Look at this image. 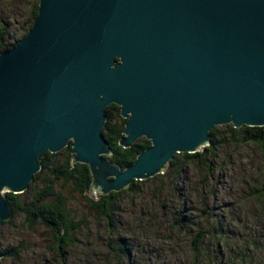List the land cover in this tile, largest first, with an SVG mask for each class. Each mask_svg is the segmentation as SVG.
<instances>
[{"label": "water", "instance_id": "95a60500", "mask_svg": "<svg viewBox=\"0 0 264 264\" xmlns=\"http://www.w3.org/2000/svg\"><path fill=\"white\" fill-rule=\"evenodd\" d=\"M112 104L127 120L119 145L151 143L126 169L103 135ZM225 125L264 127V0H40L0 57V229L6 194L28 191L47 153L71 145L98 199L202 152Z\"/></svg>", "mask_w": 264, "mask_h": 264}, {"label": "rangeland", "instance_id": "374dc122", "mask_svg": "<svg viewBox=\"0 0 264 264\" xmlns=\"http://www.w3.org/2000/svg\"><path fill=\"white\" fill-rule=\"evenodd\" d=\"M37 2L0 0V28L16 39L22 36ZM119 120H124L125 127L127 120L121 115ZM218 138L225 140L219 145L226 147H219L214 155L208 153L214 173L205 178L199 166L189 165L174 180L163 176L165 173L150 178L137 186V193L117 199L110 220L99 216L70 185L63 187L58 182L56 191L66 200L69 219L80 225L72 234L74 245L65 258L61 259L50 239L48 225L38 221L30 229L22 212L13 225L2 228L0 249L22 246L21 256L27 264H218L222 255L224 264H264V157L257 146L243 144L239 137L235 143L224 130ZM34 198L29 193L26 201L32 203ZM202 207L209 216L200 221L194 218L196 225L186 228L190 235L177 230L179 226L174 227L179 232L171 228L176 211L188 208V216L197 215ZM199 232L205 238L195 251L194 235ZM1 264H13V260Z\"/></svg>", "mask_w": 264, "mask_h": 264}, {"label": "trees", "instance_id": "16d2710c", "mask_svg": "<svg viewBox=\"0 0 264 264\" xmlns=\"http://www.w3.org/2000/svg\"><path fill=\"white\" fill-rule=\"evenodd\" d=\"M38 6L39 3L37 2V5L35 4L33 8L34 10L29 20V26L26 29V32L17 39L15 37H11L5 28H0V55L7 50L12 49L26 36V33L33 25L31 23H34L38 16ZM21 37L22 39L20 40ZM108 109L106 110L108 123L104 129V135L114 152L111 160L118 163L123 169H126L135 162L137 156L141 152L151 146V143L147 139L141 138L128 149H124L119 146V140L123 136L124 120L122 122L119 120L120 108L118 106L111 105ZM223 130L228 132L233 139H236L235 143H238L239 137L241 138L243 144L247 143L257 146L264 157V127H242L240 129H235L233 125L219 126L215 127L210 133L212 141L211 146L205 148L203 152L195 154L182 153L175 155L163 176H167L168 178L174 180L178 175H181L183 170L189 165H192L195 168H198L199 166L200 172L204 174L205 178H207V175L214 173L215 170L212 167L213 159H208V153H213L214 155L215 151L219 147H226V145H219L221 143L225 144V140L222 141L218 138ZM227 142L229 143V141ZM71 159V145L57 154L48 153L43 158V169L35 175L28 191L20 195L6 194L12 207L13 215L8 222L4 223L3 227L5 225H13V221L18 215V212H22L25 215L26 221L28 222V228L30 229H33L38 221L48 225L52 232L50 239L54 242L55 248L58 250L61 259L65 258V254L68 252L69 248L74 245L72 234L80 225L73 224L69 219L68 213L65 211L66 200L61 192L56 191L58 182L62 181L63 187L70 185L73 192L78 193L86 202L91 203L94 211L99 216L104 217L107 220H110L111 216L116 211L115 203L118 198H123V195H129V193H137V186L149 182L148 180L143 182L135 181L127 190L119 193L113 192L107 196H100L95 200L87 195V190L91 184L89 167L79 163L73 166L71 164ZM29 193L33 194L35 197L32 203L26 201ZM212 195L216 196V192L212 191ZM188 214H191V211L188 208L176 211L173 216L175 223L173 224L172 221L171 228L174 231H186L185 233L189 234L190 230H186V228H191L193 225H196V223H194V218L199 220V218L204 215L209 216V213L204 207L197 211V215L188 216ZM175 226H179L176 228L177 230L174 228ZM2 228L0 229V233ZM168 233H173V231H169ZM194 236L197 238L194 249L195 251H198L199 245L203 243L205 234L203 232H199ZM219 241H223V237L220 235ZM21 250H23L22 246L11 247L9 245L6 248L2 247V249H0V257H2L3 262L8 259H12L13 264H27L28 261L23 259L21 256L23 253ZM20 259L21 261L19 262ZM218 264H224L223 255Z\"/></svg>", "mask_w": 264, "mask_h": 264}, {"label": "bare ground", "instance_id": "6f19581e", "mask_svg": "<svg viewBox=\"0 0 264 264\" xmlns=\"http://www.w3.org/2000/svg\"><path fill=\"white\" fill-rule=\"evenodd\" d=\"M24 38H25V37H24ZM24 38L20 41L19 44H21V43L24 41ZM19 44H17V45H19ZM17 45H16V46H17ZM16 46H14L12 49L7 50V51L4 52L3 54H1L0 57H2L3 55H5V54H7V53H9V52H11V51H13V50L16 48ZM17 47H18V46H17ZM117 63H118V64H121L119 59H117ZM99 99H102V96H99ZM113 105H116V104H113ZM116 106H117V105H116ZM108 107H109V106H108ZM108 107H107L106 109H108ZM120 110H121V107H120ZM108 111H109V109H108ZM115 113H116V112H115ZM118 113H119V112H118ZM120 115H121V111H120ZM111 117H112V116H111ZM116 119H117V118H116ZM124 119H125V118H124ZM123 125H124V124H123ZM108 127H109V126H108ZM124 128H125V127H124ZM111 131H112V130H111ZM120 131H121V130H120ZM123 132H124V130H123ZM210 133H211V131L209 132L210 141H211V134H210ZM103 135H104V131H103ZM107 135H108V133H107ZM104 136H105V135H104ZM108 136H109V135H108ZM122 137H123V136H122ZM122 137H121V138H122ZM105 138H106V137H105ZM106 140H107V139H106ZM117 140H118V139H117ZM139 140H140V139H139ZM139 140H137V141H139ZM137 141H136V142H137ZM107 142H108V140H107ZM136 142H135V143H136ZM108 143H109V142H108ZM211 143H212V141H211ZM109 145H110V144H109ZM148 148H149V147H148ZM148 148H147V149H148ZM147 149H145V150H147ZM64 150H65V149H64ZM145 150H144V151H145ZM141 153H143V152H141ZM198 153H199V152H198ZM187 154H188V153H187ZM176 155H177V154H176ZM137 157H138V156H137ZM135 161H136V160H135ZM134 163H135V162H134ZM134 163H133V164H134ZM170 163H171V162H170ZM170 163H169V165H170ZM169 165H168V166H169ZM167 168H168V167H167ZM167 168H166L165 172L167 171ZM135 184H136V183H135ZM106 196H107V195H106ZM99 197H100V196H99ZM95 200H96V199H95Z\"/></svg>", "mask_w": 264, "mask_h": 264}]
</instances>
